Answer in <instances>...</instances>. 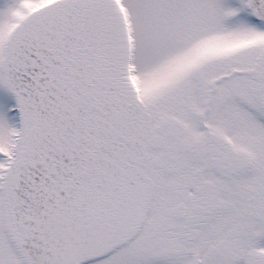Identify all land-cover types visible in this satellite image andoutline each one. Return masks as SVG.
Wrapping results in <instances>:
<instances>
[{
  "label": "snow or ice",
  "instance_id": "6c2138e0",
  "mask_svg": "<svg viewBox=\"0 0 264 264\" xmlns=\"http://www.w3.org/2000/svg\"><path fill=\"white\" fill-rule=\"evenodd\" d=\"M0 264H264V0H0Z\"/></svg>",
  "mask_w": 264,
  "mask_h": 264
}]
</instances>
